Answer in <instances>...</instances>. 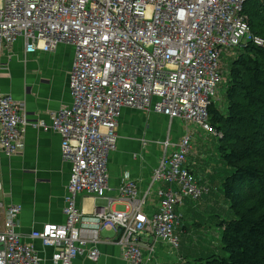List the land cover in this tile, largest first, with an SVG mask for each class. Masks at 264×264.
I'll list each match as a JSON object with an SVG mask.
<instances>
[{
    "label": "built area",
    "instance_id": "obj_1",
    "mask_svg": "<svg viewBox=\"0 0 264 264\" xmlns=\"http://www.w3.org/2000/svg\"><path fill=\"white\" fill-rule=\"evenodd\" d=\"M248 0H0V77L2 57L23 39L27 52L53 51L61 43L75 48L70 73L72 106L52 112L51 122L31 121L25 103L0 91V155L23 152L27 128L55 131L62 138V155L71 165L62 224H45L31 234L53 247L55 264H73L85 255L98 261L101 231L120 234L117 244L127 264H143V249L152 254L157 242L178 249L174 233L176 207L185 197L199 199L206 189L189 167L195 124L218 138L223 133L210 122L209 108L223 82L222 53L249 42L264 46L255 36L244 11ZM125 107L149 115L157 112L186 122V133L164 153L154 170L150 189L140 196L137 181L120 186L124 211L111 205L86 214L79 195L105 197L112 190L109 155L118 147L119 120ZM159 206L146 209L156 184ZM0 264H45L32 243L18 231L22 205L1 197ZM143 236H152L146 244Z\"/></svg>",
    "mask_w": 264,
    "mask_h": 264
},
{
    "label": "crops",
    "instance_id": "obj_2",
    "mask_svg": "<svg viewBox=\"0 0 264 264\" xmlns=\"http://www.w3.org/2000/svg\"><path fill=\"white\" fill-rule=\"evenodd\" d=\"M74 60L75 48L71 44L61 43L53 51L38 49L27 52L24 40L19 39L2 57L0 91L25 103L27 116L31 121L43 120L50 123L52 112L62 106H72L70 73ZM186 129V122L182 119L172 120L157 112L147 115L134 108H123L119 120L118 147L109 155L108 160L112 190L102 198L86 193L79 195V208L86 214L106 205H111L114 210H126L127 202L121 196L119 188L129 179L137 181L140 196H145L150 189L154 170L162 159L165 149L163 142L170 140L173 145L168 152H172ZM188 129L193 133V143L186 166L190 167L203 184L210 183L211 179L215 181L221 170L215 169L210 163L205 145L200 143L205 131L195 124H190ZM204 159H207V163ZM227 170L229 172V168ZM70 178L71 165L63 159L62 138L55 131L38 130L29 126L23 152L11 157L0 155V181L3 186L1 197L8 204L22 205L18 231L24 242L34 245L45 264H55L51 259L54 248L45 247L41 240L32 239L31 234L42 230L45 224L65 222L63 209ZM158 187L169 188L170 185L162 182L152 188L151 195L146 199L147 210L158 209ZM180 207L176 208L178 214ZM2 222L3 216L0 214V229ZM179 225L180 220L175 227L178 228ZM119 237L117 231L103 229L98 261L82 255L73 264H127L116 242ZM142 241L151 244L154 238L143 236ZM173 249L165 241L157 242L152 254L144 248L143 264H185L182 257L175 262L171 257L175 252Z\"/></svg>",
    "mask_w": 264,
    "mask_h": 264
},
{
    "label": "trees",
    "instance_id": "obj_3",
    "mask_svg": "<svg viewBox=\"0 0 264 264\" xmlns=\"http://www.w3.org/2000/svg\"><path fill=\"white\" fill-rule=\"evenodd\" d=\"M244 11L252 33L264 39V0H248ZM237 49L226 87L228 112L214 100L209 108L211 125L223 133L220 154L231 170L223 189L234 217L221 222L220 253L198 264H264V46L249 42Z\"/></svg>",
    "mask_w": 264,
    "mask_h": 264
},
{
    "label": "rangeland",
    "instance_id": "obj_4",
    "mask_svg": "<svg viewBox=\"0 0 264 264\" xmlns=\"http://www.w3.org/2000/svg\"><path fill=\"white\" fill-rule=\"evenodd\" d=\"M238 50L237 48H230L222 53L221 67L224 70V78L214 98L216 106L222 113L228 112V101L225 94L229 67ZM201 138L200 143L205 145V152L210 163L215 166V169L221 171H219L216 180L211 179L208 184H203L199 179L201 185L208 190L199 199L185 197L184 203L180 207V225L178 228L175 227V234L179 237L180 246L171 257L174 258L175 262L182 257L185 264H198L200 259H206L220 253L224 230L221 222L229 221L234 217L223 189V179L231 173V170L221 158L219 138L206 131ZM204 160L207 163V159ZM227 168H229V172ZM221 177H223L222 180Z\"/></svg>",
    "mask_w": 264,
    "mask_h": 264
},
{
    "label": "clouds",
    "instance_id": "obj_5",
    "mask_svg": "<svg viewBox=\"0 0 264 264\" xmlns=\"http://www.w3.org/2000/svg\"><path fill=\"white\" fill-rule=\"evenodd\" d=\"M203 130V129H202ZM218 130V129H217ZM205 131V130H204ZM211 134V133H210ZM213 135V134H212ZM215 136V135H214ZM216 137V136H215ZM218 138V137H217ZM220 139V138H219ZM175 147H176V145H175ZM171 148V147H170ZM177 148V147H176ZM165 150V149H164ZM187 158H188V155H187ZM188 167V166H187ZM190 168V167H189ZM192 171V170H191ZM193 172V171H192ZM193 174H194V172H193ZM198 181H199V179H198ZM199 183H200V181H199ZM200 185H201V183H200ZM202 186V185H201ZM3 187V186H2ZM2 190H3V188H2ZM208 189H206V191H207ZM205 191V192H206ZM6 202V201H5ZM183 205V204H182ZM182 205H179V206H182ZM178 207V206H177ZM176 207V208H177ZM99 208V207H98ZM176 212H177V210H176ZM178 214V213H177ZM2 215V214H1ZM179 215V214H178ZM179 218H180V216H179ZM176 223H178V222H176ZM174 233H175V226H174ZM176 235V234H175ZM180 246V245H179ZM179 249V248H178ZM178 249H175L174 248V250H178Z\"/></svg>",
    "mask_w": 264,
    "mask_h": 264
}]
</instances>
